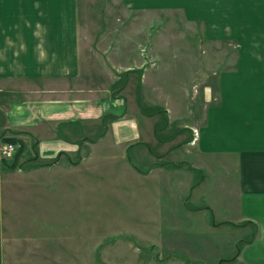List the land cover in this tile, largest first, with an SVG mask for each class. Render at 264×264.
<instances>
[{
	"label": "rangeland",
	"instance_id": "374dc122",
	"mask_svg": "<svg viewBox=\"0 0 264 264\" xmlns=\"http://www.w3.org/2000/svg\"><path fill=\"white\" fill-rule=\"evenodd\" d=\"M79 7L89 60L111 54L112 68L105 65L114 76L96 84L112 80L114 96L128 88L139 117L140 135L123 145L126 162L142 172L161 167L165 187L158 195L149 178L129 177L107 141L83 166L85 145L84 154L77 149L50 167L51 158L0 133L15 148L0 157V264H191L192 236L178 225L186 222L176 198L187 189L173 183L204 177L199 191L215 184L216 199L218 183L234 185L222 175V155H208L207 138L215 134L221 149L224 130L264 116V0H167L157 12H124L116 0ZM150 127L160 147L142 142ZM195 199L194 192L187 207Z\"/></svg>",
	"mask_w": 264,
	"mask_h": 264
},
{
	"label": "crops",
	"instance_id": "0c3cea01",
	"mask_svg": "<svg viewBox=\"0 0 264 264\" xmlns=\"http://www.w3.org/2000/svg\"><path fill=\"white\" fill-rule=\"evenodd\" d=\"M85 1L0 0V133L19 137L22 148L35 151L37 157L51 158L50 167L77 149L84 154L85 146H89L90 153L78 164L83 166L90 161L94 147L107 141L116 150L115 157L124 159L128 176L149 178L150 189L155 188L159 195V189L165 187L160 177L162 168L142 172L125 159L123 145H132L130 141L137 139L142 129L137 111L127 104L128 88L121 96H114L112 80L106 85L96 84L94 79L114 75L109 71L111 54L104 53L107 59L95 55L99 63L88 58L87 40L80 35L78 21L79 6ZM116 1L124 12H157L167 3ZM229 117L225 124L231 127L236 119L231 114ZM238 122L240 129L224 130L221 149L216 148L215 134L207 138L208 155H222V175L234 181V188L226 187L223 181L218 183L221 198L216 199L215 184L199 191L204 177L192 185L190 181L173 183L176 189L180 184L187 189L176 198L186 222L178 225L192 236L191 257L187 251L191 264H264V116L249 121L242 117ZM143 136L145 144L161 146L151 127L144 128ZM194 192L196 199L187 207L186 201ZM252 225L255 234L248 241L251 232L245 229ZM205 237L213 247L205 246ZM161 248L176 254L173 245ZM178 258L182 264L183 257Z\"/></svg>",
	"mask_w": 264,
	"mask_h": 264
},
{
	"label": "built area",
	"instance_id": "2783aa9c",
	"mask_svg": "<svg viewBox=\"0 0 264 264\" xmlns=\"http://www.w3.org/2000/svg\"><path fill=\"white\" fill-rule=\"evenodd\" d=\"M15 152L14 145L6 140L0 141V157L3 159H9Z\"/></svg>",
	"mask_w": 264,
	"mask_h": 264
},
{
	"label": "trees",
	"instance_id": "16d2710c",
	"mask_svg": "<svg viewBox=\"0 0 264 264\" xmlns=\"http://www.w3.org/2000/svg\"><path fill=\"white\" fill-rule=\"evenodd\" d=\"M6 141H9L8 139H5ZM10 142V141H9ZM255 234V230L251 232L248 241L252 240V238L254 237Z\"/></svg>",
	"mask_w": 264,
	"mask_h": 264
}]
</instances>
